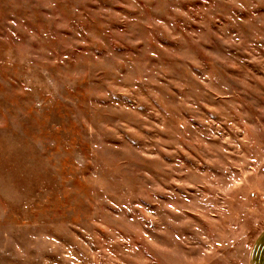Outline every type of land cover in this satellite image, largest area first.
Returning a JSON list of instances; mask_svg holds the SVG:
<instances>
[{
  "label": "rangeland",
  "instance_id": "374dc122",
  "mask_svg": "<svg viewBox=\"0 0 264 264\" xmlns=\"http://www.w3.org/2000/svg\"><path fill=\"white\" fill-rule=\"evenodd\" d=\"M264 227V0H0V264H236Z\"/></svg>",
  "mask_w": 264,
  "mask_h": 264
},
{
  "label": "crops",
  "instance_id": "0c3cea01",
  "mask_svg": "<svg viewBox=\"0 0 264 264\" xmlns=\"http://www.w3.org/2000/svg\"><path fill=\"white\" fill-rule=\"evenodd\" d=\"M234 252L236 264H264V227L248 243H238Z\"/></svg>",
  "mask_w": 264,
  "mask_h": 264
}]
</instances>
